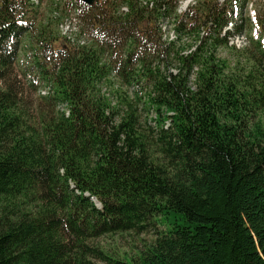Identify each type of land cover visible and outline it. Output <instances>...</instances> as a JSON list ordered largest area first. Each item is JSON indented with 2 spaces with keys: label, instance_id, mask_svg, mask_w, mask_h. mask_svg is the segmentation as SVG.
Returning a JSON list of instances; mask_svg holds the SVG:
<instances>
[{
  "label": "trees",
  "instance_id": "trees-1",
  "mask_svg": "<svg viewBox=\"0 0 264 264\" xmlns=\"http://www.w3.org/2000/svg\"><path fill=\"white\" fill-rule=\"evenodd\" d=\"M177 1H78L93 40L81 46L53 18L17 26L30 0H0V264H264V12L260 38L237 48L223 31L241 32L248 0H196L183 14ZM24 33V77L51 85L35 100L15 74ZM147 231L134 255L96 243Z\"/></svg>",
  "mask_w": 264,
  "mask_h": 264
},
{
  "label": "rangeland",
  "instance_id": "rangeland-1",
  "mask_svg": "<svg viewBox=\"0 0 264 264\" xmlns=\"http://www.w3.org/2000/svg\"><path fill=\"white\" fill-rule=\"evenodd\" d=\"M153 1V0H151ZM196 0H178L177 6L179 8V11L185 10L187 7L194 5ZM179 4V5H178ZM78 10L81 12L79 8V2L77 0H38L35 2L33 6V11L31 16H29V19L26 21L30 23V21L33 22L34 27L32 28H38L41 27V25H44L48 23L49 20L52 18L55 20L54 24L52 25V29L55 30L56 33L59 34V28L57 26L58 16L61 17L68 16L70 18L76 17ZM257 12L263 13L264 12V0H248L245 3L241 4L239 15L237 16V24L240 26L241 33L236 34L235 36H232L228 39L229 46H236L237 48H243L246 46H249L250 38L254 35L258 37L259 30H257V35L255 34V29L257 28L255 25V20L257 16ZM254 17V19H253ZM70 21V20H69ZM164 25H167L166 31H170V34L172 35L173 32L171 31L174 28L173 20L170 17H166L161 20ZM82 22V21H81ZM77 24L80 26L83 34L86 36V38L89 40V42H92L89 33L86 31H83V24L77 22ZM70 26L72 28L73 25L70 21ZM165 31V32H166ZM170 34L168 35L171 37ZM28 36L29 33H24L18 39L20 40V46L17 51V59L15 61V74L17 75V78L22 83V89L24 90L25 96L28 97V99L35 100L39 92L46 88L48 89L50 87V84L46 82L43 79H39L40 82L37 83L38 90L34 91L30 85L27 82L26 77H24L23 74V68L24 64L28 62L27 54L29 52V48L26 44H28ZM164 39H166L164 37ZM255 39V38H254ZM184 42L193 43L194 40L190 37L183 38ZM183 43V42H182ZM27 46V47H26ZM253 50H255L253 48ZM217 55L220 58H227V59H234L235 55L228 47L225 46H218L217 49ZM115 83H117V86L120 85L123 91L128 92V95L133 98L135 96L136 86L134 85H127L124 84L120 78H113ZM191 81L193 83L194 76L191 77ZM51 90V88H50ZM46 93V92H44ZM137 112L140 116H142L143 122L147 121V126H152L153 130H155V112L153 109L148 110L145 109L143 106V103L135 102ZM62 107V106H61ZM155 238V234L153 231H147L143 232L141 234H135V233H124V234H118L115 237L113 236H104L99 239H97L96 243L104 244L110 248L111 251L119 250L121 253L128 252L131 255H134L136 250L142 248L146 242L152 241ZM102 264H110V263H103Z\"/></svg>",
  "mask_w": 264,
  "mask_h": 264
},
{
  "label": "bare ground",
  "instance_id": "bare-ground-1",
  "mask_svg": "<svg viewBox=\"0 0 264 264\" xmlns=\"http://www.w3.org/2000/svg\"><path fill=\"white\" fill-rule=\"evenodd\" d=\"M60 27L62 29V33L64 35H66L68 39H71L72 41H75L76 36H75V32L74 31H76V28H72L70 26V21L68 19H66L64 22H62Z\"/></svg>",
  "mask_w": 264,
  "mask_h": 264
},
{
  "label": "water",
  "instance_id": "water-1",
  "mask_svg": "<svg viewBox=\"0 0 264 264\" xmlns=\"http://www.w3.org/2000/svg\"><path fill=\"white\" fill-rule=\"evenodd\" d=\"M82 2H84L87 5H93L95 3L96 0H81Z\"/></svg>",
  "mask_w": 264,
  "mask_h": 264
}]
</instances>
